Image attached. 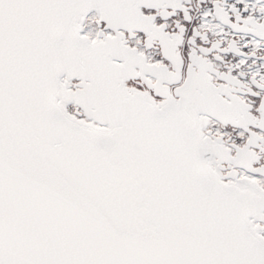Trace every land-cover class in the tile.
I'll use <instances>...</instances> for the list:
<instances>
[{"label": "snow or ice", "instance_id": "1", "mask_svg": "<svg viewBox=\"0 0 264 264\" xmlns=\"http://www.w3.org/2000/svg\"><path fill=\"white\" fill-rule=\"evenodd\" d=\"M0 264H264V0H0Z\"/></svg>", "mask_w": 264, "mask_h": 264}]
</instances>
